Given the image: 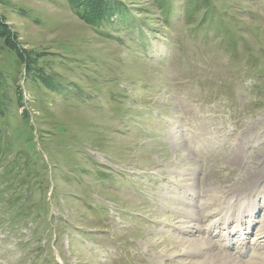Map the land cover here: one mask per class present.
Instances as JSON below:
<instances>
[{
    "label": "rangeland",
    "instance_id": "374dc122",
    "mask_svg": "<svg viewBox=\"0 0 264 264\" xmlns=\"http://www.w3.org/2000/svg\"><path fill=\"white\" fill-rule=\"evenodd\" d=\"M103 1L0 0V264H264V0Z\"/></svg>",
    "mask_w": 264,
    "mask_h": 264
},
{
    "label": "trees",
    "instance_id": "16d2710c",
    "mask_svg": "<svg viewBox=\"0 0 264 264\" xmlns=\"http://www.w3.org/2000/svg\"><path fill=\"white\" fill-rule=\"evenodd\" d=\"M69 5H71L74 10L82 16L87 22H95L99 23L105 16V13L112 10L114 5L112 3H108L109 1L105 2L103 0H67ZM99 5H105L101 10L100 14H97V10H99ZM94 7H97L96 9ZM115 9L112 10V12ZM123 15L120 13V16ZM168 14H165V17H167ZM122 17V16H121ZM0 36L4 37V43L6 46H9L12 49H16V46L12 43V41L9 40V37L7 35V31L5 28V24L1 20L0 17ZM1 77V76H0ZM1 103V101H0ZM1 107H0V118H1Z\"/></svg>",
    "mask_w": 264,
    "mask_h": 264
},
{
    "label": "bare ground",
    "instance_id": "6f19581e",
    "mask_svg": "<svg viewBox=\"0 0 264 264\" xmlns=\"http://www.w3.org/2000/svg\"><path fill=\"white\" fill-rule=\"evenodd\" d=\"M238 201H239V205H241V203H245L246 206L250 207V205L252 204V199L250 196H245L244 199L242 200V196H235ZM231 203V202H229ZM230 205V204H229ZM228 205V206H229ZM231 208V207H230ZM252 208V207H251ZM246 209V208H245ZM250 211V209H248ZM253 210V209H252ZM228 211H231V209H228L226 208L224 210V216L222 217V219L220 220L221 222L225 223V215L228 214ZM238 213H241L243 214V211L240 210V207L238 206V209H237ZM249 213V212H248ZM241 215V214H240ZM235 217V216H234ZM233 217V218H234ZM238 217V216H237ZM252 218V217H251ZM249 218V221L253 222V220ZM229 219V218H228ZM240 220V219H239ZM238 223V220L236 221ZM243 222V221H242ZM187 241V242H186ZM204 240H200V239H196V240H185L183 241V243L180 245L179 248H186V244L189 245L188 248L191 249V246H192V251L194 249H196V252H198V254H201L202 253V250L203 248H205V242H203ZM185 242V243H184ZM198 245V246H197ZM173 249H177V248H174L172 247ZM188 249V250H189ZM208 249V248H207ZM208 251V250H207ZM212 252V251H211ZM205 255V254H204ZM207 258H203L202 261H199V262H193V264H233L232 263V260L235 259L233 258L231 260V258L227 257V255H224V254H221L219 252L215 253H211L209 254L208 256H205ZM236 264H238L237 262H235Z\"/></svg>",
    "mask_w": 264,
    "mask_h": 264
}]
</instances>
